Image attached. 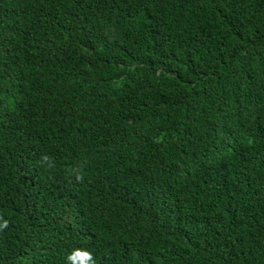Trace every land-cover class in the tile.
<instances>
[{"label":"trees","instance_id":"trees-1","mask_svg":"<svg viewBox=\"0 0 264 264\" xmlns=\"http://www.w3.org/2000/svg\"><path fill=\"white\" fill-rule=\"evenodd\" d=\"M0 217V264H264V0H0Z\"/></svg>","mask_w":264,"mask_h":264},{"label":"clouds","instance_id":"clouds-1","mask_svg":"<svg viewBox=\"0 0 264 264\" xmlns=\"http://www.w3.org/2000/svg\"><path fill=\"white\" fill-rule=\"evenodd\" d=\"M42 160L45 162L43 166L49 169L54 167V163L49 160L48 156H43ZM73 174L78 182L83 181L84 177L79 171L73 170ZM0 220H2V223H0V230L6 229L8 227V221L3 219V217H0ZM67 260L71 261L72 264H96L91 253L80 249L74 250L69 254Z\"/></svg>","mask_w":264,"mask_h":264}]
</instances>
